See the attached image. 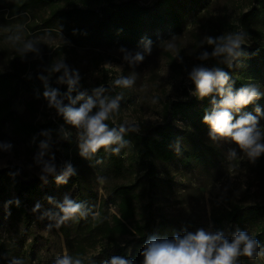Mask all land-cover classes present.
Segmentation results:
<instances>
[{
    "label": "rangeland",
    "instance_id": "obj_1",
    "mask_svg": "<svg viewBox=\"0 0 264 264\" xmlns=\"http://www.w3.org/2000/svg\"><path fill=\"white\" fill-rule=\"evenodd\" d=\"M124 1V0H122ZM144 5L155 7L157 2L163 0H138ZM195 1V2H193ZM178 0L170 4L163 2L159 12L164 15L161 25L149 32L152 40V52L147 55L142 63L135 68L130 67L123 60L120 48L96 49L89 46L79 47L75 50L67 49L57 53L56 49L64 46L68 41L57 28L46 27L45 19L49 13L38 11L18 16H11L7 10H0V68L3 72L13 69V61L21 60L17 48L21 44H13L9 37L15 35L18 29H23L19 34L22 40H32L42 45L43 59L34 57L29 63L28 76H36L42 73L43 67L47 66L46 56L54 63L60 59H66L74 69L79 70L83 83L91 88L105 87L106 95L115 96L123 92L120 101V113L118 122H132L142 127L143 123L159 124L165 121V103L180 98H185L184 89L191 81L188 79V71L198 63L210 62L199 61L197 56L202 50H207V37L215 35H228L229 33L243 32L246 36L245 43L253 44L255 38H259L258 44L264 46V10L259 3L258 11L254 13L252 25L255 32L246 29L242 24L241 16L253 7L254 0ZM121 2V0H118ZM255 6V5H254ZM179 18L182 29L173 31V20ZM174 44V50H169L168 45ZM69 46L72 44L69 42ZM133 55L136 51L127 49ZM176 52L184 57L183 64L176 61ZM212 59V58H211ZM222 60V58H216ZM107 70L108 81L105 82ZM46 75V73H43ZM136 75L135 84L131 89H113L111 86L120 76ZM29 83V82H28ZM248 84H256L264 92V75L249 77ZM28 84L21 85L18 97L13 102V109L24 118H33L36 122L45 121L47 118L56 116V111L41 107V111L31 115L27 109V102L31 96L27 89ZM155 101V102H154ZM65 103L68 101L65 100ZM264 111V101L258 104ZM256 106V105H255ZM255 106H247L245 111L254 112ZM181 128L188 129L187 124L178 120ZM8 128L11 126L8 124ZM261 130L264 131V118L260 120ZM74 138V142L67 146L66 140L49 141V149L44 159L54 153L57 170H63L66 163L65 153L69 148L72 156L79 154L76 130L68 125L67 130ZM208 130L199 143L205 154L203 163L199 165L185 166L180 157L170 162L158 161L157 173L158 188L153 209L158 220L167 221V231L158 230L156 236L160 238H172V231L182 234V229L195 231L199 227L215 231L212 218L215 214H221L230 209L232 203H241L249 219L246 229L251 236H255L264 223V217L259 212H250L257 206H264V155L253 164L247 156L241 152L237 145L231 142H214L208 136ZM188 134V133H187ZM9 138H1L0 143L10 142L13 145L11 151L0 150V170L13 169L18 173V179L24 184L38 182V188L43 196L29 197L26 192H19L14 188H4V182L0 179V244H5L12 255L24 256L31 264H53L57 256L68 253V245L62 226L69 229L73 238H86L88 232L78 233L77 222L69 221L59 228L51 227L55 221L47 217L41 218L45 211H57L56 204L62 202L63 197L76 200L80 194L91 203L106 202V209L110 214H115L117 208L112 201L111 186L115 182L134 183L140 178L142 185L147 186L145 170L127 172L125 175L114 178L103 160H90V169H83L84 178L81 186L70 191L55 189L51 185V175L40 179L41 165L36 164L35 158L41 151L39 143L23 141L18 137L8 134ZM203 140V143H202ZM190 149V142L183 141ZM35 144L37 148H35ZM237 150L236 157L229 156V149ZM69 163V162H68ZM142 176V177H141ZM52 198L49 202L48 198ZM150 197H145L141 204H147ZM21 204L30 212L33 220L26 225L22 219L14 216L11 204ZM12 201V203H8ZM39 203L41 208L34 212L33 207ZM250 210V211H249ZM227 224L222 230L229 239L234 231ZM126 238L122 239L125 242ZM264 246V240L260 243ZM105 242L99 240L97 247H88V255L93 259L106 258ZM108 249V248H107ZM258 264H264V258H257Z\"/></svg>",
    "mask_w": 264,
    "mask_h": 264
},
{
    "label": "trees",
    "instance_id": "obj_2",
    "mask_svg": "<svg viewBox=\"0 0 264 264\" xmlns=\"http://www.w3.org/2000/svg\"><path fill=\"white\" fill-rule=\"evenodd\" d=\"M178 0H163L157 2L155 7L144 5L138 0H0V10H7L11 16H18L32 12L34 15L38 11L49 13L45 24L49 29L57 28L72 45L65 44L56 49L59 53L62 50H75L79 47L89 46L96 49L101 48H124L132 50H141L143 45L142 39H149V32L156 30L164 21V15L159 12V7L163 2L170 4ZM193 1V0H192ZM195 2V1H193ZM253 7L244 12L241 21L246 29L255 32L252 27L254 23L255 10L263 7L264 0H254ZM260 6V7H261ZM173 31L178 32L182 29L179 18L173 21ZM75 30V31H74ZM214 37H217L215 35ZM259 38H255L253 44L245 43L242 45L246 56L241 59L238 65L228 69L227 65L221 63L216 58L210 59L206 64L209 67L217 66L224 68L229 72L231 79L234 81V88L247 85L251 76L264 75V46L258 44ZM212 51V46L208 47ZM29 54L27 60L13 61V69L10 72H3L0 68V137L9 138L10 133L23 141L39 143L46 137L40 135L43 130H51L52 139H59L58 131L61 125L67 130L68 125L64 123L61 116L57 115L47 118L45 121L36 122L33 118H24L13 109V102L18 97L21 85H26L31 99L27 102V109L31 115L35 116L40 112L41 107L48 108L47 101L43 98V82L36 76H28L29 63L33 58ZM48 65L54 64L53 60L46 56ZM204 62V61H203ZM70 65V64H69ZM71 66V65H70ZM72 67V66H71ZM73 68V67H72ZM105 75L104 81H108L107 70L103 69ZM58 75V74H57ZM29 82V83H28ZM53 87H58L61 92L67 91V85L56 84L55 76L50 80ZM81 91L87 89L89 94L93 88L86 86L81 80ZM194 88L191 82L185 87V98L169 101L164 105L165 121L159 124L143 123L141 133H128L126 140L130 141L128 147L121 150L116 155L105 152L103 148L96 154L93 160H103L108 164L109 170L114 178H119L127 172L146 171L145 177L147 186L139 190L142 185L141 178L134 183L115 182L111 186L112 201L115 203L117 212L110 214L106 209V202L91 203L82 194L75 200L85 202L91 209L87 218L76 221L78 233L88 232L86 238H73L70 231L62 226V231L66 237L68 253L73 257H80L84 264H102L103 261L114 255H122L133 259L135 264H142L143 257L141 251L144 248L145 240L149 235H156L158 230L167 231V221L160 219L153 209L156 189L158 188L157 162H170L180 157L185 166L192 164L199 165L203 163L206 151L203 150L201 139L204 137L209 126L203 122L205 110L210 108L208 98L203 100L191 95ZM75 95V93H73ZM264 97L256 102L261 104ZM79 103H82L79 102ZM77 104V107L79 106ZM255 106L251 104L249 106ZM122 104L120 103V107ZM54 110V109H53ZM120 113V110H119ZM119 113L116 115V124ZM178 120L188 125V129L181 128ZM110 127L116 126L112 121H107ZM10 125L9 129L7 125ZM188 133V134H187ZM35 138V139H34ZM184 140L190 142L191 148L188 149ZM179 142V153L176 152L175 146ZM74 142L73 136L66 140L67 146ZM203 143V140H202ZM35 148L37 145L35 144ZM66 162L73 165L77 174L68 178L66 184H57L56 176L60 175L63 170H56L51 175V185L55 189L70 191L81 186L84 178L83 169H90L89 160L82 158L79 154L72 156L69 148L65 153ZM142 177V176H141ZM0 179L4 182V188H16L19 192L28 193L29 197L39 195L43 196L42 191L38 188V182L24 184L18 179V173L9 168L0 170ZM145 197L151 199L147 204H141ZM11 211L14 216L22 219L26 225L33 220L39 221L38 218L31 216L30 212L24 206L17 203L11 204ZM251 210V211H250ZM250 212H259L264 217V206H257ZM249 219L244 206L241 203H232L230 209L221 214H215L212 222L215 230H223L227 224H230L232 231L245 230ZM171 233L178 234L174 231ZM126 238L125 242L122 239ZM260 243L264 240V223L255 234ZM99 240L105 242L104 247L106 258L93 259L88 255V247H97ZM108 248V249H107ZM12 258L23 260V264H31L24 256L12 255L11 251L5 244H0V264H8ZM240 264H258L256 260H250L246 256L239 258Z\"/></svg>",
    "mask_w": 264,
    "mask_h": 264
},
{
    "label": "clouds",
    "instance_id": "obj_3",
    "mask_svg": "<svg viewBox=\"0 0 264 264\" xmlns=\"http://www.w3.org/2000/svg\"><path fill=\"white\" fill-rule=\"evenodd\" d=\"M21 31H23L22 28L9 37L14 45H22L16 49L20 58L27 60L29 54H33L35 59L42 60V45L32 40H22L19 34ZM245 41L246 36L243 32L217 37L208 36L207 44L212 46V51L202 50L197 59L207 61L211 58H222L221 63L227 65L228 69H232L246 56L242 47ZM65 43L69 42L65 41ZM141 43L143 51H136L134 55L127 49H120L123 60L132 68L142 63L152 52V40L144 38ZM168 48L174 50L175 45L169 44ZM176 61L181 64L184 62V57L179 52H176ZM53 76H55L56 84L67 85V91L61 92L58 87L51 86L50 80ZM38 79L43 82L42 95L47 101L48 108L54 109L57 115L63 118L65 124L76 130L79 155L82 158L90 161L102 148L105 152L118 155L130 144V141L125 139L128 133H141L139 124L128 121L116 124V115L120 110L123 92L113 97L106 95L108 89L105 87H95L91 90V94L87 89L81 91L82 77L79 70L72 68L66 59L44 66L42 73L38 74ZM188 79L194 85L191 95L200 100L205 98L209 100L210 108L205 110L203 116V122L209 126V138L217 143H234L254 164L264 155V131L260 127L264 111L256 104L264 97V92L256 84H247L235 89L234 81L228 71L217 66L209 67L204 63L193 65L188 71ZM135 81V74L120 76L111 87L131 89ZM65 100L68 103H65ZM81 101L82 103H79ZM251 104L256 105L255 114L245 111ZM107 121H112V124L116 126L110 127ZM40 135L46 139L40 141L41 151L36 156L35 162L41 165L40 179L44 180L46 175L56 173L57 164L54 153L48 159H44L52 138L51 130H43ZM58 135L60 140H69L71 133L64 129V125H61ZM12 148L13 145L10 142L0 143V150L8 152ZM175 150L177 153L180 151L178 141ZM236 155L235 148L229 149L230 157L234 158ZM76 174L73 165L66 162L62 173L56 176V183L66 184L68 178ZM48 200L52 202L51 197ZM16 203L18 204L19 201L17 200ZM40 208L41 205L37 203L32 210L36 212ZM56 209L57 211L49 210L41 214V218L47 217L55 221L54 224L48 225L49 228H59L69 221L87 218L91 212L85 202H77L68 195L63 197L62 202L56 204ZM140 254L143 257L142 264H240L241 256H246L250 260L264 258V246L245 230L237 229L229 239L221 230L212 231L199 227L195 231L182 229V234H174L170 239L149 235ZM8 264H23V260L12 258ZM53 264H84V262L80 257L65 253L57 256ZM102 264H135V261L122 255H114Z\"/></svg>",
    "mask_w": 264,
    "mask_h": 264
}]
</instances>
